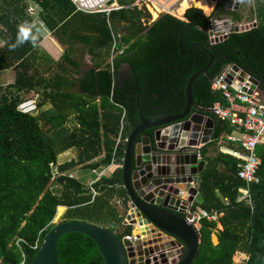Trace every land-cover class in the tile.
Masks as SVG:
<instances>
[{
    "label": "trees",
    "instance_id": "16d2710c",
    "mask_svg": "<svg viewBox=\"0 0 264 264\" xmlns=\"http://www.w3.org/2000/svg\"><path fill=\"white\" fill-rule=\"evenodd\" d=\"M32 1L39 7L41 21L65 50L48 77L40 75L37 68L28 73L26 63L34 49L26 34L32 22L28 0H0V34L4 39L0 71L15 70L12 83L0 84V264H17L22 253L24 264H29L36 250L32 245L37 237L40 244L62 206H95L105 218L110 217L106 222L113 219L115 211L106 196H98L90 204V194L83 197L82 186L66 174L78 167L96 170L109 165L114 140L119 133L126 139L139 116L151 119L181 113L189 78L206 67L210 56L213 62L206 76L197 78L191 87L196 106L207 110L216 103L227 106L210 83L230 65L257 80L264 92L262 9L257 13L261 18L257 27L230 33L221 42L210 44L208 17L196 8L187 9L184 20L160 14L149 23L147 9L125 7L133 0H116L124 7L112 11L108 18L78 12L70 0ZM225 5L226 0H219L212 14L227 15L239 23L238 12L226 10ZM112 33L119 35L122 55L110 64ZM84 53L91 57V67L85 71L81 63ZM123 67L131 75L119 81ZM31 92L41 95L38 109L47 102L52 107L29 115L18 112V103ZM233 109L242 114L244 106L235 103ZM71 118V127L66 126ZM217 125L212 140L200 148L204 168L198 192L202 203H195L193 209L222 212L221 229H217L218 223L200 222V243L193 264H233L236 252L246 255L243 264H264V145L257 148L260 183L248 186L251 203L239 202L238 189L245 187L236 175L240 161L219 150L216 143L221 133L231 132L232 127L227 122ZM231 143L227 147L239 149ZM124 146L121 149L119 145L115 152L121 161ZM71 148L77 151V161L57 166L58 155ZM102 152V161L90 164ZM52 167L57 174L55 182L63 189L60 196L50 190L55 174ZM114 184L122 185L121 169L113 173V179H100L94 187L104 191ZM121 192L125 203L122 187ZM122 229L117 237L129 236V227ZM214 232L217 244L211 241ZM17 238L22 239L18 244ZM57 256L59 264H104L94 240L75 232L58 239Z\"/></svg>",
    "mask_w": 264,
    "mask_h": 264
},
{
    "label": "water",
    "instance_id": "95a60500",
    "mask_svg": "<svg viewBox=\"0 0 264 264\" xmlns=\"http://www.w3.org/2000/svg\"><path fill=\"white\" fill-rule=\"evenodd\" d=\"M239 1L226 0V9L232 4L234 9ZM252 26H241L239 32ZM212 62L210 56L206 67L189 78L181 113L151 119L139 116L125 139L121 187L126 214L122 223L136 227L135 239L119 238L114 230L83 221H62L41 236L29 264H59L57 241L68 232L94 240L104 264H193L200 233L188 222L186 211L192 202L202 203L192 183L204 168L196 146L209 141L215 123L207 116L210 110L194 104L191 87L197 78L206 76ZM232 70L239 69L234 66ZM252 82L253 90L259 88L257 80Z\"/></svg>",
    "mask_w": 264,
    "mask_h": 264
},
{
    "label": "built area",
    "instance_id": "2783aa9c",
    "mask_svg": "<svg viewBox=\"0 0 264 264\" xmlns=\"http://www.w3.org/2000/svg\"><path fill=\"white\" fill-rule=\"evenodd\" d=\"M75 6V10L82 13H98L104 14L107 18L109 14L124 6L117 4L116 0H111L112 2L108 4L110 0H70ZM185 0H133L131 4L125 7H136L138 9L145 8L149 12H155L159 14H168L176 17L175 10L181 5ZM234 4L230 8H233ZM33 9L28 8V12L32 13ZM252 26L255 23H236L226 16H215L213 14L208 16V41L210 44H216L224 40L230 33H238L239 27L241 26ZM236 29V30H235ZM112 43L110 49V64L112 60L119 55H122V48L118 47L119 35L112 33ZM234 66H226L221 72L214 77L211 81V90L214 92H219L224 99L227 106H222L220 103H216L210 108V114L215 117L220 122H227L231 127L232 131L225 135V139L229 142L235 143L237 148H231L219 144V149L223 152L230 153L237 157L240 161L237 165V177L245 183L244 188L238 189L237 201H246L251 203L250 198V185L259 184L260 177L258 175L261 166V157L257 152V148L260 145H264V98H262L259 88L253 90L254 84L252 82L253 78L250 75L245 74L241 70L234 72ZM244 74V78L242 75ZM251 92V93H250ZM37 94L30 98H26L18 103L16 109L22 114H35L38 109ZM235 103H240L244 106V111L242 114L235 111L233 106ZM125 139L122 138L121 133L115 139V145L113 148V153L111 156V161L108 165V169L114 167L117 164L116 148L120 144H124ZM204 143H200L196 146L198 159H202L200 148ZM120 165V164H119ZM120 165V169H121ZM56 171V170H55ZM101 175H97V179L93 181L88 186V191L90 193L91 199L93 200L98 196V191L95 189V184L98 183ZM54 176H57L55 173ZM72 179V177H69ZM192 185L198 188L196 183ZM195 201L191 203L189 209L186 211L188 214V222L192 224L194 228L200 230V222L206 220L208 222L218 223L220 217H222V212H217L215 210H205L198 209L194 210ZM129 240L135 239V237L124 236ZM22 240L17 238L16 244ZM38 246V237L36 238L33 249ZM25 256L22 253V258L17 264H24ZM14 264V263H9Z\"/></svg>",
    "mask_w": 264,
    "mask_h": 264
},
{
    "label": "crops",
    "instance_id": "0c3cea01",
    "mask_svg": "<svg viewBox=\"0 0 264 264\" xmlns=\"http://www.w3.org/2000/svg\"><path fill=\"white\" fill-rule=\"evenodd\" d=\"M186 1H187L186 8L185 9L183 8L180 12V13H182L181 14L182 17H183V14L185 13V11L189 8L200 9L202 12H204L206 14V17H208L209 15H211L214 12V10L216 9L217 4L219 2V0H207V1L205 0L206 4L208 3L207 5H209V8H211V9H208L207 5H206L207 6L206 9H204L202 7L196 6V1L199 2L201 0H186ZM258 1L259 2L257 3V0H240L237 7H235L234 9L233 8L226 9V7H225V9L229 10V11H237L238 15L240 16L239 22H242V23H244V22L245 23H251V22L253 23L254 22L255 25L250 28V29H252V28L257 27L258 22L261 19L260 15L257 14L258 11L260 9H262L261 11H264V0H258ZM27 3H28V8H32L33 11H32V13L28 12V14L32 18V22H31L29 28L27 29L26 34H27V36H29V38L32 40V42L34 44L33 52L31 53L30 56H28V63H26L27 72L32 73L34 71V69L37 68L38 69L37 71L40 75H45L47 77V72L49 74H51L53 72L55 66L62 59L65 49L54 38V36L52 34V30L48 29L47 26L45 25V23L42 22L41 19L39 18V15H38L39 7H38V5L35 2H33L32 0H28ZM257 6H258V9H256ZM179 10L177 11V13L179 12ZM206 11H207V13H206ZM208 11H209V13H208ZM156 15L159 16V13H157ZM178 17H180V14L177 15L175 18H178ZM226 17H228V16L226 15ZM228 18H230V16ZM3 44H4V39L2 38V36L0 34V47H2ZM78 47L80 50H82V47L80 45H78ZM40 51H42V53H40ZM87 57H89L90 61H88L87 63L83 62L84 64L82 63L83 64L82 67H83L84 71L91 67V57L89 55H87ZM14 76H15V70L14 69L10 68V69L4 70V71H0V84L5 85L8 83H12L14 81ZM9 77H11V79ZM74 77H76V75H74ZM4 80L7 82H4ZM259 92H260L262 98H264V92L261 90H259ZM34 95L35 94L33 93L30 96L32 97ZM28 98H30V97H28ZM47 104L50 105L49 108L42 109V110H40L41 112L49 110L52 107L51 103L47 102L46 105ZM42 108H44V107H42ZM208 110H210V109H208ZM207 116L214 119V123H215L213 125V128L211 129V135H210V139H209V141H211L212 137H213L214 128L216 126H218L217 124H219L220 121H218L211 114H208ZM69 120H70V123L72 124V122H73L72 118ZM227 133H229V132L223 131L221 133V136L216 139V143L218 145V148H219L220 143H222L225 146H229V142L225 139V135ZM208 142H206V143H208ZM120 145H122V144H120ZM59 155L58 156L60 157V159L58 160L57 166L77 161V151L74 148L68 149ZM103 156H104V152L100 153V155L98 157H96V159L93 160L90 164L99 163L100 161H102ZM120 161L121 160L117 159V164L114 167H111L109 169L107 168L108 165L107 166H101L96 170H92L91 168H86V167L85 168L78 167L75 170L68 172L66 175H68V177H72V179L74 181H76L78 184H80L82 186L83 197H87L90 194L88 192L87 188L93 181H95L97 179V175H101L103 173V175L100 179H113V173L117 169H120L119 168L120 165L122 166V161H121V163H120ZM87 170H89L90 171L89 174L93 176V180H91L88 183L85 182V180L87 179L86 175H88L85 173ZM76 171H78L79 173L77 174ZM199 176H200V174L195 177L196 185H198ZM82 181L85 182L86 184L82 183ZM99 182H100V180L98 181V183ZM60 190L63 191L62 188H60ZM98 193H99L98 196H102V195L106 196L108 198L109 204L111 202L115 201L116 204L118 205V209H116V208H114L113 205L110 204L112 210L115 211L114 218L105 222L101 226H103L104 228L113 229L115 234L119 233L120 231L123 230L122 226H128L130 229V231L128 233L129 236H131L132 238L135 237L136 232H137L136 227H132L129 225H123V223H122L124 220V216L126 214V205H125L126 202L124 203V201L122 199V196H121L122 192H121L120 184H114L111 187H107V190H104V191L99 190ZM98 196H96L93 200L91 199V196H90L89 203L91 204ZM60 208L66 209L67 207L62 206ZM122 211H123V214H122V216H120L119 213ZM217 225L220 226L219 223Z\"/></svg>",
    "mask_w": 264,
    "mask_h": 264
},
{
    "label": "rangeland",
    "instance_id": "374dc122",
    "mask_svg": "<svg viewBox=\"0 0 264 264\" xmlns=\"http://www.w3.org/2000/svg\"><path fill=\"white\" fill-rule=\"evenodd\" d=\"M149 14H150L149 22L154 21L158 17L156 14H155V17H154V12H152V11H150ZM176 14L179 15V13H176ZM181 14H180V17H178L177 19L184 20V18L181 16ZM203 14L206 16V14L204 12H203ZM40 53H42V51H40ZM88 61H90V59H89V57H87V53H84L83 58H81V63H83V62L87 63ZM124 74H125V72L122 70L120 75L124 76ZM49 75L50 74L47 72V77ZM9 78L11 79V77H9ZM4 82H7V81L4 80ZM32 94H33V92L29 93L28 94L29 96L27 95V98L31 97L30 95H32ZM37 97H38L37 100L40 101L41 100V95H37ZM49 106L50 105L47 104V105L44 106V108L37 109V111L35 113H38L42 109L49 108ZM70 125H71L70 120H68L66 126L71 127ZM122 145H120L121 149H122ZM59 156L57 157V163H58V160L60 159ZM52 168H53V174H54L55 173V168L54 167H52ZM76 172H77V174L79 173L78 171H76ZM89 172H90L89 170H87L85 172L86 174H88V175H86L87 179L85 180V182H87V183L90 182L91 180H93V176L90 175ZM55 181H56V176H52V183H51V189L50 190H51V192L54 195L60 196L59 194H60V192L62 190H60L61 187L58 186ZM85 182L82 181V183H85ZM121 196H122V193H121ZM110 204L113 205L114 208L118 209V205L116 204L115 201L111 202ZM93 207H95V206H87V207L86 206H78V208H76V209L66 208V209H64L62 214H60V215L56 214L57 217H56V219L54 218L52 220V224L59 223L60 221L78 220V221H83V222H86V223H89V224H92V225H95V226L103 227L101 225H103L104 222H106L105 219H110V217L109 218H105V214H103L102 212H97ZM119 214H120V216H122L123 211L120 212ZM217 229H221V226L217 225ZM211 241H212L213 244H217V237H216L215 232L211 235ZM246 259H247V257H246L245 254H243L242 252H236L233 255L232 262H233V264H243Z\"/></svg>",
    "mask_w": 264,
    "mask_h": 264
},
{
    "label": "bare ground",
    "instance_id": "6f19581e",
    "mask_svg": "<svg viewBox=\"0 0 264 264\" xmlns=\"http://www.w3.org/2000/svg\"><path fill=\"white\" fill-rule=\"evenodd\" d=\"M185 1H186V0H185ZM185 1L182 2L181 5H180V6L174 11L176 16H177L176 13H177V11H178L179 9H180V10H179L178 13L181 14V13H180L181 10H182L183 8H184V9L186 8V6H187V5H186V4H187V1H186V2H185ZM206 1H207V0H206ZM206 1H205V0H201V1H199V2L196 1V6H198V7H202V8H204V9H206V7L208 6V9H211V8H209V5H207L208 3L206 4ZM206 5H207V6H206ZM213 7H214V6H213ZM206 13H207V11H206ZM208 13H209V11H208ZM155 14H157V13L154 12V17H155ZM156 17H157V16H156ZM63 211H64L63 208H59V209H58V214H59V215L62 214Z\"/></svg>",
    "mask_w": 264,
    "mask_h": 264
},
{
    "label": "flooded vegetation",
    "instance_id": "af4514ba",
    "mask_svg": "<svg viewBox=\"0 0 264 264\" xmlns=\"http://www.w3.org/2000/svg\"><path fill=\"white\" fill-rule=\"evenodd\" d=\"M122 70L125 72V74H124V76L119 75V77H118L119 81H122V80H125L126 78H129V76L131 75V74H130V71H129V69H128L127 67H123V68L120 70V73H121ZM175 115H176V114H175ZM170 116H173V115H170ZM149 131H150V130H147V131H145V132H149Z\"/></svg>",
    "mask_w": 264,
    "mask_h": 264
},
{
    "label": "clouds",
    "instance_id": "9594fccd",
    "mask_svg": "<svg viewBox=\"0 0 264 264\" xmlns=\"http://www.w3.org/2000/svg\"><path fill=\"white\" fill-rule=\"evenodd\" d=\"M240 70V69H239Z\"/></svg>",
    "mask_w": 264,
    "mask_h": 264
}]
</instances>
